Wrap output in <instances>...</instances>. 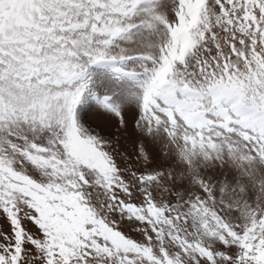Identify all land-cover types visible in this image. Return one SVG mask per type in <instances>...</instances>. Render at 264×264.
<instances>
[{"label":"snow or ice","instance_id":"obj_1","mask_svg":"<svg viewBox=\"0 0 264 264\" xmlns=\"http://www.w3.org/2000/svg\"><path fill=\"white\" fill-rule=\"evenodd\" d=\"M0 264H264V0H0Z\"/></svg>","mask_w":264,"mask_h":264},{"label":"rangeland","instance_id":"obj_2","mask_svg":"<svg viewBox=\"0 0 264 264\" xmlns=\"http://www.w3.org/2000/svg\"><path fill=\"white\" fill-rule=\"evenodd\" d=\"M84 116H85V119H87L89 124H92L93 126L102 125L103 118L93 116L90 110L86 109V113H84Z\"/></svg>","mask_w":264,"mask_h":264}]
</instances>
